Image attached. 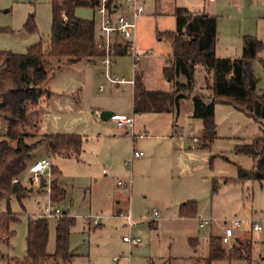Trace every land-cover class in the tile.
<instances>
[{
  "label": "rangeland",
  "instance_id": "rangeland-1",
  "mask_svg": "<svg viewBox=\"0 0 264 264\" xmlns=\"http://www.w3.org/2000/svg\"><path fill=\"white\" fill-rule=\"evenodd\" d=\"M143 5L145 16L138 20L136 38L140 64L134 71V55L129 52L115 58L113 72L127 81L142 77L147 86L159 91L174 92L175 82L178 86L188 84L190 91L181 101L179 113L135 114L133 86L110 85L100 76V64L87 59L71 65L53 58L45 84L52 95L32 110L25 129L31 134L28 144L60 133L84 139L79 159L51 154L45 147L35 150L30 159L33 165L49 158L61 171L54 180L67 193L53 206L66 217L75 218L69 238L73 257L60 259L58 264H264V181L240 177L239 169L251 170L254 160L237 153L238 146L263 135L262 126L233 106L218 103L217 139L210 149L191 148L190 139L198 138L203 130V121L192 117L193 97L212 94L207 87L212 75L201 65L193 75L180 67L174 82L167 81L162 70L171 61V45L159 37L177 30L175 13L180 8L217 18L218 57H241L244 38L253 36L263 42L259 58H264V0H144ZM76 14L84 20L98 19L89 7L78 9ZM31 16L36 24L34 32L24 29ZM52 29V0H0V52L24 54L31 45L49 44ZM253 69L259 78L257 92L263 94L264 67L259 59ZM102 86L104 91L100 92ZM107 111L131 113L137 134L147 129L148 136L135 139L132 133L117 129L113 118L103 121L101 114ZM5 127L0 121V129ZM134 150L145 156L128 164ZM21 179L32 193L3 204L5 211L19 216V221L11 225L15 234L10 245L0 242V254L17 259L27 255L30 219H40L49 203L47 189L35 187L27 174ZM192 202L197 205L196 217H182L181 208ZM130 210L132 229L120 217ZM155 210L161 216L158 222H153ZM88 218L92 222L99 219L100 225H86ZM200 219L213 224L201 229ZM236 219L242 221V227L223 247L231 251L238 240L251 242L249 257L209 263L212 236L220 237L223 228L233 227ZM47 221V252L54 254L58 220ZM254 224H260L261 230L254 231ZM124 237L138 238L142 245L131 247ZM241 250L245 253L244 247ZM1 255L0 264H5Z\"/></svg>",
  "mask_w": 264,
  "mask_h": 264
},
{
  "label": "trees",
  "instance_id": "trees-1",
  "mask_svg": "<svg viewBox=\"0 0 264 264\" xmlns=\"http://www.w3.org/2000/svg\"><path fill=\"white\" fill-rule=\"evenodd\" d=\"M116 0H108L111 6ZM100 0H52L53 29L49 44L43 42L31 45L24 54L0 52V121L6 124L0 129V242L10 245L15 232L11 225L19 221V216L11 211H3L2 206L13 197L22 199L32 193L22 182L14 183L29 169L32 153L45 147L51 154L79 159L84 151V139L75 134L46 135L33 144L27 143L31 135L26 133L32 110H37L45 99L51 96L45 84L50 77L51 59L64 60L75 64L82 59L97 60L101 57L95 42V20H84L76 12L89 7L95 12ZM177 30L160 33L171 45V66L163 70L164 78L173 82L176 78L175 64L186 66L191 75L198 65L211 73L208 79L210 96L193 97V118L203 121L202 134L197 138L199 149H210L217 139L216 105L226 103L254 119L262 126L263 135L249 144L237 147V153L253 158L251 170L239 169L241 178L264 181V93L257 94L259 78L254 74V63L259 59L264 67V58H259L263 42L253 36L244 38L241 57L221 58L216 54L217 18L211 15L192 14L185 9H177ZM30 32L36 31L34 17L24 26ZM127 46L117 47V55H127ZM190 91L186 84L174 92L148 91L138 81L134 94V112L179 113L180 103ZM53 168V175H60ZM58 178V177H57ZM46 181L42 180V188ZM217 186L214 187V191ZM53 202L58 203L66 196V190L57 184L51 185ZM197 205L187 203L181 208L182 217H196ZM75 218L63 217L57 222L56 252H47L49 224L46 219H30L27 234V255L17 259L1 255L5 264H58L60 259L68 261L73 257L69 250V238ZM238 245V246H237ZM237 247V249L235 248ZM231 251L223 247L220 237L212 236L210 241L209 263L225 258H247L251 242L238 240ZM241 247H244L242 253Z\"/></svg>",
  "mask_w": 264,
  "mask_h": 264
},
{
  "label": "built area",
  "instance_id": "built-area-1",
  "mask_svg": "<svg viewBox=\"0 0 264 264\" xmlns=\"http://www.w3.org/2000/svg\"><path fill=\"white\" fill-rule=\"evenodd\" d=\"M101 4L96 10L98 19L96 21L95 29V42L97 50L100 52L101 57L98 59L101 66L100 76L105 78L110 85H134L135 81H127L118 78V76L113 72V65L115 63V57L117 56V47L127 46L130 53H133L135 64L134 70L137 69V65L140 61L141 55L137 52L136 48V38L138 31V20L144 15L145 8L143 6L142 0H116L108 6V0H100ZM104 87L100 89L103 91ZM117 129L121 131H127V133H132L135 137V123L132 117L127 116H115L114 118ZM144 136V135H143ZM197 145V138L192 139L191 148L195 149ZM145 153L142 151L134 150L131 159L127 162L128 164L133 163L135 160L142 159ZM30 178L32 184L37 188H42V180L46 181V189L49 196V203L45 207L42 219H61L66 217L63 215L59 208L53 206L54 202L51 196V185L54 180L53 175V165L49 158H44L29 167L25 172ZM22 182L21 178L14 180V183ZM122 187H127L126 185L120 183ZM1 211V208H0ZM129 226L132 228L134 226L133 216L131 210L127 213L122 214ZM161 216L157 210L154 211L153 222L160 221ZM85 224L90 226L94 224L95 226L100 225L99 219H94L93 222L90 218L85 220ZM213 221L209 219H200L199 227L201 229L208 228L212 226ZM233 227L223 228V234L220 235L222 243L224 245L230 244L235 236V230L242 227L241 220H233ZM227 225V222H225ZM254 231H260L261 225L254 224ZM124 242L128 243L131 247L141 246L142 242L138 238L124 237Z\"/></svg>",
  "mask_w": 264,
  "mask_h": 264
},
{
  "label": "crops",
  "instance_id": "crops-1",
  "mask_svg": "<svg viewBox=\"0 0 264 264\" xmlns=\"http://www.w3.org/2000/svg\"><path fill=\"white\" fill-rule=\"evenodd\" d=\"M142 3L144 4V0H142ZM144 6V5H143ZM145 16V14L142 16V17H144ZM141 17V18H142ZM123 48V47H122ZM121 56H125V55H117L115 58H117V57H121ZM142 59V58H141ZM88 60V59H87ZM82 61V60H81ZM141 61V60H140ZM89 62H92V63H94V64H96L97 66L99 65V60L97 59V60H95V61H93V60H89ZM77 63H79V62H77ZM115 64V63H114ZM140 64V63H139ZM168 65H166L165 67H167V66H171V63H167ZM165 67H163V70H164V68ZM180 67H183V68H187L186 66H183V65H181L180 63H177V64H175V69L177 70L178 68H180ZM188 69V68H187ZM163 70H162V72H163ZM135 71V70H134ZM163 74V73H162ZM177 76V75H176ZM176 79V78H175ZM126 80V79H125ZM128 81H131V80H128ZM134 81H135V83H134V85H131V86H133V89H134V91H133V93L135 94V89H136V86H137V84H138V81H140V83L146 88V90H148V91H156V89H153V88H151V87H149V86H147V84H146V81H144V80H142V77H141V79H140V77H136L135 79H134ZM174 82V81H173ZM183 84H186V83H183ZM129 84H127V85H112V86H115V87H123V86H128ZM175 90L176 89H178V88H180V86L182 85H177V83L175 82ZM187 85V87H188V89L190 88V86L188 85V84H186ZM102 88V87H101ZM100 88V89H101ZM104 91V90H103ZM103 91H100V92H103ZM165 92H168V91H165ZM257 94L258 95H261V94H259L258 92H257ZM133 105H134V96H133ZM180 105H181V103H180ZM132 107H134V106H132ZM194 110V109H193ZM110 112H112V111H110ZM128 112V111H127ZM133 112H134V108H133ZM135 113V112H134ZM136 114V113H135ZM172 114V113H171ZM115 115L117 116V113H115ZM119 116H127V117H132L133 119H134V123H135V139H137L138 137L139 138H144V137H147L148 136V130L147 129H145V130H143V131H141V132H139L138 134H137V132H136V121H135V118H134V116L131 114V113H122V114H119ZM192 117H193V114H192ZM145 128H146V126H145ZM190 129L191 130H193V128H192V126L190 127ZM61 134V133H60ZM144 135V136H143ZM181 138H183L181 135H179ZM191 137H189V139H190ZM194 138H197V137H194ZM193 137L190 139L191 140V142H190V144L192 143V139H194ZM191 146V145H190ZM196 147H197V145H196ZM195 147V148H196ZM82 156V155H81ZM53 165V164H52ZM53 168H56V166L55 165H53ZM60 173H61V171H60ZM44 190L46 189V188H43ZM66 193H67V191H66ZM66 197V196H65ZM54 204H56V202H54ZM2 210L3 211H5L4 210V207L2 206ZM43 214H44V212H43ZM122 214H124V213H121L120 214V217H122ZM40 217V219H42V215L41 216H39ZM32 219H34V218H32ZM124 219V218H123ZM125 220V219H124ZM127 226H128V224H126ZM129 227V226H128ZM130 229H132V228H130Z\"/></svg>",
  "mask_w": 264,
  "mask_h": 264
},
{
  "label": "water",
  "instance_id": "water-1",
  "mask_svg": "<svg viewBox=\"0 0 264 264\" xmlns=\"http://www.w3.org/2000/svg\"><path fill=\"white\" fill-rule=\"evenodd\" d=\"M115 116H116L115 113L107 111V112H103L101 114V119L103 121H108V120L114 118Z\"/></svg>",
  "mask_w": 264,
  "mask_h": 264
}]
</instances>
